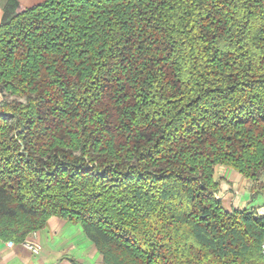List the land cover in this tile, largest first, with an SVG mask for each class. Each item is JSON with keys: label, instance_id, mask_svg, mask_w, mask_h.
I'll list each match as a JSON object with an SVG mask.
<instances>
[{"label": "trees", "instance_id": "obj_1", "mask_svg": "<svg viewBox=\"0 0 264 264\" xmlns=\"http://www.w3.org/2000/svg\"><path fill=\"white\" fill-rule=\"evenodd\" d=\"M0 239L79 223L105 264H264V0H8Z\"/></svg>", "mask_w": 264, "mask_h": 264}, {"label": "crops", "instance_id": "obj_2", "mask_svg": "<svg viewBox=\"0 0 264 264\" xmlns=\"http://www.w3.org/2000/svg\"><path fill=\"white\" fill-rule=\"evenodd\" d=\"M23 8L40 5L45 0H17ZM8 0H0V25L4 6ZM216 196L228 211L253 210L264 217V193L252 191V182L233 169L219 165L215 168ZM40 248L34 254L21 243L0 239V264H105L103 255L86 235L79 223L51 217L47 225L28 237ZM13 242L14 246L9 247Z\"/></svg>", "mask_w": 264, "mask_h": 264}, {"label": "built area", "instance_id": "obj_3", "mask_svg": "<svg viewBox=\"0 0 264 264\" xmlns=\"http://www.w3.org/2000/svg\"><path fill=\"white\" fill-rule=\"evenodd\" d=\"M8 245H9V247H13L14 246V243L13 242H10ZM21 245L24 248H26L27 250H29L32 253H34V254H39L40 253V248L38 246L34 245L31 241H29L28 238L26 240H24L23 242H21Z\"/></svg>", "mask_w": 264, "mask_h": 264}, {"label": "rangeland", "instance_id": "obj_4", "mask_svg": "<svg viewBox=\"0 0 264 264\" xmlns=\"http://www.w3.org/2000/svg\"><path fill=\"white\" fill-rule=\"evenodd\" d=\"M1 101H3V98H2V96L0 95V102H1Z\"/></svg>", "mask_w": 264, "mask_h": 264}]
</instances>
